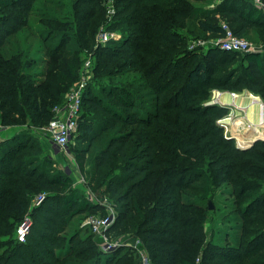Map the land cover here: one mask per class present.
<instances>
[{
    "label": "trees",
    "instance_id": "1",
    "mask_svg": "<svg viewBox=\"0 0 264 264\" xmlns=\"http://www.w3.org/2000/svg\"><path fill=\"white\" fill-rule=\"evenodd\" d=\"M43 1L0 0V125L49 124L81 78L89 59L84 50L91 53L101 87L88 83L76 133L88 136L87 146L76 149L87 175L86 203L66 193L72 177L51 169V157L35 152L42 149L26 130L1 141L0 264H141L140 251L150 264H264V139L239 148L219 123L230 108L205 103L216 89L245 88L264 99V51L242 55L240 69L239 53L210 42L189 48L191 39L222 34L215 13H232L246 27L252 11L264 20L262 9L249 0L246 15L239 12L245 0H224L213 10L206 5L216 0H114L108 23L103 0L57 1L55 8L40 7ZM61 5L69 6L62 15ZM96 19L102 31L119 29L122 37L97 43ZM232 29L244 36L243 28ZM36 36L47 56L44 78L32 75L38 61L26 48ZM224 184L233 188L243 223L235 245L209 232L216 212L210 202ZM88 189L116 202L108 233L125 245L105 250L103 238L91 227L83 235L81 224L68 231L78 215L108 214ZM41 192H48L46 200L32 208ZM28 214L40 227L19 241L17 228ZM135 238L138 245L127 244Z\"/></svg>",
    "mask_w": 264,
    "mask_h": 264
},
{
    "label": "rangeland",
    "instance_id": "2",
    "mask_svg": "<svg viewBox=\"0 0 264 264\" xmlns=\"http://www.w3.org/2000/svg\"><path fill=\"white\" fill-rule=\"evenodd\" d=\"M56 2L54 4L49 3V0H45L42 3H40V7H43V5L45 4L48 5V7H51L50 5H52V7H56V6H60V3H70V0H55ZM59 1V2H57ZM103 4L107 7V5L112 4V1L114 2V0H103ZM50 4V5H49ZM51 7V8H52ZM114 10H116V8L114 7H110ZM69 10V6H62L60 9H57V13L62 15L65 14L67 11ZM115 12V11H114ZM114 12H112L108 7L106 8V15L107 17H109V22H112V18L113 15L115 14ZM37 15L36 13L32 14L31 16V23H35L37 20ZM105 22V21H104ZM95 26L97 28V32L102 31L103 29H105L104 24L101 23V21L99 19L95 20ZM115 32L117 33V39L118 40L122 37V32L118 29L115 30ZM22 38L20 40H18L19 45H22L23 47L21 48V50L24 52V29L23 31L20 32ZM201 36H203V34H201ZM256 36V33L253 35ZM244 38L248 39L249 41H251L255 46L257 47H261L263 46L264 48V42L255 40L252 37H248V36H243ZM15 38V37H14ZM17 38V37H16ZM15 38V39H16ZM202 39V38H200ZM210 39L212 40L211 36L210 37H203V41L206 42V45H202L201 49H206V47L210 44L209 41ZM112 40V39H111ZM194 39H191L189 42V48H190V44ZM40 39L38 36H36V38H31L28 40L27 44H26V48H28V51L30 53V55H32L33 57H35V59H37V64H35V68L33 70H31V73L34 77L38 78H44L43 76V72L46 69V60L47 56L44 55L42 49L39 48V44H40ZM97 43H102V42H98V35H97ZM106 43H102L103 45L107 44ZM10 47V46H9ZM9 50V49H7ZM264 50V49H263ZM262 52V51H261ZM239 57H237V59L234 62V65L239 66L240 67V63L239 61L242 60V55L239 53ZM85 57H89V59L91 60L92 64L94 65V61H93V57L91 56V53H88L87 50H84V54H83V58ZM85 67V65H84ZM83 67V68H84ZM82 72H80V77L82 75V73L86 72L87 75V83H92L94 85V88L99 89L101 86L94 84L95 81V73L93 72L92 68L89 69H82L80 70ZM119 78H116L115 80L117 81ZM222 92H230L231 97H232V101H227L225 100V98L228 96L227 94H224V96H222ZM232 92L231 90L227 89V90H213L212 94L210 96V98L205 102L206 104H219V105H224L227 106L229 109V112L222 117L221 119H219V123L221 126H223L224 128V134L227 137L230 138H234L237 142L238 145H248L252 140H254L256 137H264V126L260 127L257 126L258 124H260L261 121V115H260V109L262 104H264V99L262 97H260L259 95L253 94L252 92L248 91L247 89H242L239 91H236V97L232 96ZM242 97L245 98V100H247V102L249 104L256 106L257 107V112L255 115V119L251 117L252 114V110L250 108V106H241L236 102V98L237 97ZM246 107V108H245ZM87 113H89L92 117L97 115L95 112L87 109ZM254 120V121H253ZM253 122L254 124H257L256 126H249V123ZM2 126V125H1ZM14 128V127H13ZM48 128V124L47 125H35L32 126L30 128H26V132L29 133V135L33 138V140L35 142H37L40 146V148L42 149V151H35L36 153L38 152L39 154H42L44 156V154H47V156L51 157V169L54 171L55 170H62L64 171L66 174H68L69 176L72 177L73 179V183L71 185V188L66 192H71V193H75L76 197H79V199H81V202L79 200V203H86L85 202V195L83 194V190H84V181L87 178V175L83 174L78 161L76 159V149L81 147V146H87L88 144V136L82 138V140L79 138V135H76V137H72V139L70 141H72L70 144L68 143L66 147H60L57 142L55 140H53L51 133L47 130ZM15 129V128H14ZM14 129H12L14 131ZM19 129V128H17ZM21 130L24 132V128H21ZM20 130V131H21ZM7 131V127L2 126V128L0 129V134L1 133H6ZM18 131V130H16ZM3 134V135H4ZM1 139V137H0ZM50 141L52 142V144L50 143ZM69 141V142H70ZM48 145V147H47ZM44 150V153H43ZM90 164H87V169L90 168L89 166ZM88 191V190H87ZM233 188L232 186H230L229 184H224L223 186H221L219 188V190L216 192V196L214 198V206L216 208V212H214L211 216L210 219V223L208 224L209 226V232L214 231V239L221 243V244H227L229 241L230 244L235 245L238 241V237L239 234L241 233V228H242V220L240 218V216L237 213V205H236V201H235V196L233 195ZM45 193V192H43ZM48 193V192H47ZM46 193V195H47ZM56 192H52L53 195H55ZM39 193L35 194L33 197L35 198L36 196H38ZM98 192L97 191H92V198L89 197V194L87 195L88 198H90L91 201H95V202H99L101 201V198H98ZM66 199V198H65ZM103 201V205H105V207L107 208V211H114L116 213L117 210V204L116 202H114L113 200H110L108 197L105 198V200ZM66 205H69V203H67ZM35 204H32V208L35 207ZM89 212H94V211H89ZM89 212L83 213L81 215L76 216L73 221L72 224L70 225V227H68V231L75 227V225H79L81 224L82 227L85 228V230L83 231V235L88 234L91 232V229L89 228L90 226L87 224V215L89 214ZM99 215V214H97ZM116 218V217H115ZM115 218L114 221L112 222L111 225H113V223L115 222ZM28 224L29 225V232L31 231L32 227H40V224H36V219L34 217H31L29 214L25 216L24 220L21 221L20 224ZM38 225V226H37ZM111 227V226H110ZM114 239V238H113ZM20 241V240H19Z\"/></svg>",
    "mask_w": 264,
    "mask_h": 264
},
{
    "label": "built area",
    "instance_id": "3",
    "mask_svg": "<svg viewBox=\"0 0 264 264\" xmlns=\"http://www.w3.org/2000/svg\"><path fill=\"white\" fill-rule=\"evenodd\" d=\"M222 1V0H219ZM255 6L264 10L263 0H249ZM107 7L114 12L115 10L110 7H115L114 2L107 5ZM222 34L219 38L210 40L209 42L213 46H218L221 49L233 51L236 53L246 54L250 52H263V46L257 47L251 41L244 37L238 36L232 27L228 23H223ZM117 33L112 30L102 31L99 41L102 43L109 42L111 39H117ZM206 45V42L202 39H194L190 44V49L197 46ZM92 62L88 59L85 63V69L91 68ZM86 72L81 75V78L75 82L71 89L67 92L66 98L63 104L54 107V116L48 124L47 130L51 133L53 140L57 142L60 147H66L72 137L78 132L79 120L82 113L83 107V94L88 85ZM232 96L236 97V93L232 92ZM261 121L260 124L249 123V126H264V104H262L260 109ZM2 126L0 125V129ZM89 197L93 199L92 193L88 189ZM46 192L39 193L33 200L36 206L41 205L46 200ZM89 198V199H90ZM105 200V199H104ZM100 203L103 204L101 200ZM116 213L114 211H108L106 216H101L97 214H91L87 217V224L91 227L94 233L98 234L103 238L102 247L105 250H113L117 247L125 245L120 239H113L110 237L108 231ZM29 233V225L21 224L17 228V236L20 241H26L27 235ZM140 243L139 239H132L127 241V244L138 245ZM141 264H150V259L144 251H140Z\"/></svg>",
    "mask_w": 264,
    "mask_h": 264
},
{
    "label": "crops",
    "instance_id": "4",
    "mask_svg": "<svg viewBox=\"0 0 264 264\" xmlns=\"http://www.w3.org/2000/svg\"><path fill=\"white\" fill-rule=\"evenodd\" d=\"M222 1H224V0H222ZM222 1H219V0L213 1V3L206 5V8L213 10V9L217 8V6L220 3H222ZM243 2H244V3H242L243 7H239V12L241 14H244V15L249 14L248 12L252 10V8H251L252 5H251V3H248V1H246V0L243 1ZM227 4H229V3L227 2ZM257 8H258L257 10L261 11V9L259 7H257ZM231 10H232V8H231ZM262 12H264V11L262 10ZM215 15L220 20V24L221 25L223 23H228L235 30H240L241 28H243L244 36L252 37L255 40L264 42V30H263L264 24H261L262 21H264V20L263 19H257L258 18V12L257 11H252V13L248 16L249 24L246 27H244V25H242L239 21H237L234 18L232 13L217 12V13H215ZM244 19H246V18H244ZM255 33H256V36H253ZM213 35H215V36H213ZM208 36L209 37L211 36L212 40L213 39L215 40V39L219 38L221 36V34H220V32L219 33L208 32ZM224 94L228 95L225 98V100H227L228 102L233 100L232 97H231L230 92H228V93L222 92V96H224ZM236 102L239 105H241V106H250V108L252 110L251 111L252 112L251 117L252 118L255 117L256 112H257V107L256 106L252 105V107H251V104H249L247 102V100H245V98H242L240 96L236 98ZM12 129H14V128L13 127H11V128L7 127L6 133L5 134L4 133L0 134V137H1L0 142L5 140V139L14 138L18 134V132L21 130V128H19V129L15 128L14 131ZM16 130H18V131H16ZM24 131H25V129H24ZM50 143L52 144L51 141H50ZM47 147H48V145H47Z\"/></svg>",
    "mask_w": 264,
    "mask_h": 264
},
{
    "label": "water",
    "instance_id": "5",
    "mask_svg": "<svg viewBox=\"0 0 264 264\" xmlns=\"http://www.w3.org/2000/svg\"><path fill=\"white\" fill-rule=\"evenodd\" d=\"M262 139H264V137H256L254 140H252L247 146L246 145H244V146H242V145H238V147L239 148H248V147H251L253 144H255L258 140H262ZM215 206H214V204H213V202H210V209H213Z\"/></svg>",
    "mask_w": 264,
    "mask_h": 264
}]
</instances>
